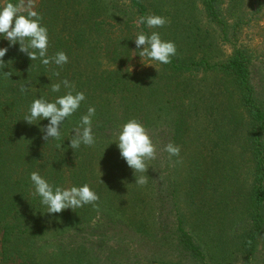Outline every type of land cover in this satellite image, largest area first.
Here are the masks:
<instances>
[{"label":"trees","instance_id":"1","mask_svg":"<svg viewBox=\"0 0 264 264\" xmlns=\"http://www.w3.org/2000/svg\"><path fill=\"white\" fill-rule=\"evenodd\" d=\"M226 1H201L220 39L233 48L226 60H210L218 43L187 13L179 19L186 35L176 39L171 63L131 71L140 58L129 39L154 30L137 28L135 21L151 9L161 16L159 0H40L36 9L48 28V53L63 50L69 62L62 68L31 62L17 44L0 64L3 264H210V234L214 238L218 227L220 239L238 223L233 244L248 259L255 257L264 240V88L253 77L255 49L239 44L242 15L231 23ZM7 46L0 39V47ZM64 78L86 100L67 119L60 139L45 144L39 126L22 119L33 98L63 94V87L51 93L48 84ZM21 85H30L26 94ZM88 105L96 107V143L73 151L67 136ZM130 118L180 147L170 159L181 164V181L171 178L176 170L166 173L159 143L156 158L147 162V182L134 183L133 171L110 144ZM31 171L57 186L88 183L99 195L97 207L41 214L45 209L32 194ZM180 188L186 208L178 203ZM101 241L112 243L109 252L98 251Z\"/></svg>","mask_w":264,"mask_h":264},{"label":"clouds","instance_id":"2","mask_svg":"<svg viewBox=\"0 0 264 264\" xmlns=\"http://www.w3.org/2000/svg\"><path fill=\"white\" fill-rule=\"evenodd\" d=\"M42 21L43 17L36 9L34 0H0V39L8 41L7 47H0V64L4 63L3 57L8 48L17 44L18 51L24 53L31 62L39 60L43 65H55L58 68L69 62V57L63 50L49 55V32ZM167 22L164 16L155 14L141 15L135 21L137 28L143 25L148 29L162 28ZM129 40L134 42L136 51L139 50L138 56L144 66H154L152 62L167 65L171 63L172 57L177 55L175 42L163 39L156 30H140ZM4 75L11 76L9 72H4ZM54 75L59 77L60 73L55 72ZM48 85L51 93H60L62 87L66 91L53 98L47 95L33 98L22 119L30 125L39 126L45 144L50 140L60 139L65 122L78 112L82 102L86 100L85 93L76 91L67 78L56 82L50 80ZM29 87L30 85H21V94H26ZM95 114L96 107L88 105L86 112L79 115L77 125L67 136L68 147L73 151L82 145L91 147L96 143L93 133ZM44 120L47 124L41 125L40 122ZM35 121H38V124L34 123ZM112 143H115L120 158L133 171L134 183L144 185L147 182L145 173L149 168L147 162L156 158V145L144 124L136 118L126 120L119 126L110 144ZM163 151L167 152L169 157H178L180 147L169 142ZM137 173L144 175L137 176ZM28 178L32 194L39 198L40 205L45 209L41 214H58L65 209L74 210L85 205L97 207L99 195L88 183L73 184L70 187L57 186L39 171H31Z\"/></svg>","mask_w":264,"mask_h":264},{"label":"rangeland","instance_id":"3","mask_svg":"<svg viewBox=\"0 0 264 264\" xmlns=\"http://www.w3.org/2000/svg\"><path fill=\"white\" fill-rule=\"evenodd\" d=\"M201 1L202 0H159L160 7L162 8L161 16H164L168 21L165 25V28H163L162 32L160 33L161 37L166 40L174 41L175 45L177 46L176 39H181L182 36L186 35V33H184V27L179 19L184 15H190L187 13H191L192 16L198 17L201 20L198 26L202 27L204 30H207L209 32L208 36L210 39H214L215 43H218V53H214L215 58L212 59L208 54L210 60L213 63L217 61H224L232 54L233 48L229 42H223L220 39V31H217L219 30V26L217 27L215 23H212L207 19L204 11L202 10ZM34 2L37 8L39 6L40 0H34ZM235 3H237V6H235ZM193 4H195L196 7L194 10H190V6ZM225 9H227V11L231 14V16H228L229 18L231 17V23L237 18L238 15H242L240 20L241 34L239 36V44L249 46L251 49H255L256 58L253 63L256 67L253 77L255 83H257V88H264V0H236L235 2L233 0H227ZM150 12L153 14L152 9ZM197 29L198 28L196 26L195 31H197ZM140 65H142L140 60L134 61L132 63L133 70L140 69ZM211 80L212 79L210 78L209 81L212 82ZM147 132L154 143L158 142L155 145H159V143L164 146L166 145V142L161 139V131L158 129H149ZM164 159H166V166L164 167L166 173L169 174L170 172L176 170L171 178L175 179V177H177L178 180L181 181V179H183V176L181 177V164L178 161L174 162V160L170 159L167 152L164 155ZM181 189L182 188H180L179 191L178 203L183 208H186L187 204H185V192L181 191ZM92 225L94 227L97 224L93 223ZM239 225L240 223H238V226L235 227L230 225L226 229L227 233L225 232V234L220 239L218 238V227L214 229V238L212 237V234H210L207 241V245L210 246L209 249L213 251L211 254H208V261L210 264H264V240H261L256 255L253 259H248L237 251L236 246L233 244V240L235 239L232 234L234 231L239 229ZM89 232L93 231L86 229L85 233ZM89 239H92L91 236ZM52 243L54 242L52 241ZM101 243H103V241L98 244V251L100 253H102L103 250L109 252L112 243L109 246L103 245ZM224 246H226V248ZM1 248L2 236L0 235V250ZM113 253L114 252L111 251L107 255L113 256ZM0 264H3L1 259Z\"/></svg>","mask_w":264,"mask_h":264}]
</instances>
